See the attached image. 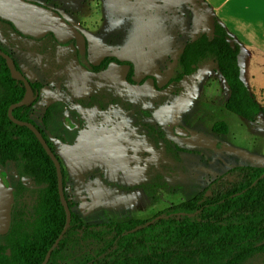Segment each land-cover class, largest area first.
Masks as SVG:
<instances>
[{
    "label": "rangeland",
    "instance_id": "rangeland-1",
    "mask_svg": "<svg viewBox=\"0 0 264 264\" xmlns=\"http://www.w3.org/2000/svg\"><path fill=\"white\" fill-rule=\"evenodd\" d=\"M28 1L69 18L86 36L94 64L115 56L135 66L137 85L126 82L127 67L115 64L91 74L79 65L74 44L27 39L0 22V49L41 86V101L31 109L38 126L44 129L38 110L43 114L46 103L60 99L95 128L97 136L90 130L74 147L46 135L62 163L72 213L85 225L149 220L191 200L235 167L264 168V116L249 123L226 110L228 87L215 64L168 84L184 44L211 31L212 16L202 2ZM250 62L242 57V78L264 107V68H251ZM218 122L226 123L228 134L213 132ZM176 127L189 135L178 136ZM100 248L95 241H75L61 264H79ZM243 264H264V255Z\"/></svg>",
    "mask_w": 264,
    "mask_h": 264
},
{
    "label": "trees",
    "instance_id": "trees-1",
    "mask_svg": "<svg viewBox=\"0 0 264 264\" xmlns=\"http://www.w3.org/2000/svg\"><path fill=\"white\" fill-rule=\"evenodd\" d=\"M0 22L21 35L11 23ZM49 36L60 46L74 43H61ZM227 39L234 41V49ZM240 52L241 44L213 16L211 31L200 32L185 44L168 84H179L213 63L228 87L226 110L255 123L264 116V107L242 79ZM77 60L93 74L107 72L113 64L127 67L126 82L137 85L132 61L108 56L94 64L88 52H77ZM153 81L157 82L155 78ZM23 95L21 82L11 78L0 56V169L6 183L15 189L11 230L0 235V264H42L66 225L54 163L34 133L8 117V108ZM28 109L17 108L13 115L26 121ZM69 120L72 126L67 125ZM43 124L52 138L70 146L85 129L79 112L62 101L49 106ZM213 132L226 135L228 126L218 122ZM26 197L34 200L33 205H28ZM75 241H95L101 246L79 264H243L250 257L264 255V168L235 167L191 200L149 220L85 225L72 213L71 225L47 264H61Z\"/></svg>",
    "mask_w": 264,
    "mask_h": 264
},
{
    "label": "water",
    "instance_id": "water-1",
    "mask_svg": "<svg viewBox=\"0 0 264 264\" xmlns=\"http://www.w3.org/2000/svg\"><path fill=\"white\" fill-rule=\"evenodd\" d=\"M0 19L11 23L15 29L23 36L43 39L49 34H53L56 40L61 43L70 41L75 42L76 50L80 55H85L88 51V41L86 36L73 24L68 22L59 12L52 8L36 4L28 0H0ZM227 42L234 49L235 43L231 39ZM0 56L5 60L8 69L14 78L22 80L26 85V94L24 98L17 104L9 109V117L13 123L19 126L28 127L39 139L46 153L54 163L58 177V190L61 204L66 214V225L47 253L46 259L42 264H47L52 251L57 248L65 233L69 229L72 220V211L69 207L68 200L66 199L64 186H63V171L60 160L56 157L48 143L36 129L35 126L18 121L12 115L14 108L22 107L32 103L35 99L33 90L28 81L22 76L16 67L15 61L10 55L0 49ZM175 132L180 137H187L189 133L181 128L176 127ZM15 204V189L11 185H6L2 178V170L0 169V235H7L12 226V210Z\"/></svg>",
    "mask_w": 264,
    "mask_h": 264
},
{
    "label": "crops",
    "instance_id": "crops-1",
    "mask_svg": "<svg viewBox=\"0 0 264 264\" xmlns=\"http://www.w3.org/2000/svg\"><path fill=\"white\" fill-rule=\"evenodd\" d=\"M120 2L129 3L131 6L140 4V0H120ZM202 2L209 9V14L212 17H218L241 44L239 64L242 57L245 56V62L248 59L251 61L249 64L251 68H264V0H202ZM51 8L55 9L52 6ZM65 19L71 22L69 18L65 17ZM184 46L180 49L179 54ZM173 49L174 46L169 51H173ZM245 76L250 75L245 73Z\"/></svg>",
    "mask_w": 264,
    "mask_h": 264
},
{
    "label": "flooded vegetation",
    "instance_id": "flooded-vegetation-1",
    "mask_svg": "<svg viewBox=\"0 0 264 264\" xmlns=\"http://www.w3.org/2000/svg\"><path fill=\"white\" fill-rule=\"evenodd\" d=\"M3 23V22H2ZM11 27V26H10ZM12 28V27H11ZM18 34V33H17ZM22 35V34H21ZM20 35V36H21ZM50 35V34H49ZM49 35H47L45 38H43L42 40H44V39H46V38H48V37H51V36H49ZM53 35V34H52ZM23 36V35H22ZM54 36V35H53ZM25 38V37H24ZM30 38V37H29ZM28 39V38H27ZM34 38H32L31 40H33ZM56 39V38H55ZM36 41H42L41 39H35ZM55 41V40H54ZM71 42V41H70ZM72 44H74L75 45V42L74 43H72ZM70 45V44H69ZM60 46V45H59ZM67 46V45H66ZM88 46V45H87ZM76 48V47H75ZM3 51V50H2ZM76 52H78L77 50H76ZM88 52V51H87ZM9 55V54H8ZM11 57H12V55H10ZM12 59L14 60V58L12 57ZM15 61V60H14ZM15 63H16V61H15ZM17 63H16V67H17ZM17 69H18V67H17ZM18 71L22 74V76L28 81V83L30 84V86H31V88H32V90H33V93H34V97H35V99H34V101L32 102V103H30V104H28V105H25V106H29V109H28V112H27V120L26 121H22V122H27V123H29V124H31V125H33V126H35L36 127V129L38 130V131H40V133L42 134V136L44 137V139L46 140V142L48 143V145H49V147L52 149V151L54 152V149H53V147H52V144L49 142V139H48V137L46 136V135H48L52 140H54V141H56V142H59V141H57L56 139H54V138H52L51 137V135L47 132V130L45 129V126H44V124H43V117H44V115H45V113H46V111H47V109L49 108V106L51 105V104H53L54 102H56V101H62V102H64L63 100H60V99H57V100H54V101H51V102H48V103H46L45 104V111H44V113L43 114H40V112H39V110H38V113H39V115L41 116V118H40V122H41V124L43 125V127H44V129H42L41 127H39L38 126V124H37V122H36V120L33 118V117H31V109L33 108V107H35L36 106V104L39 102V101H41L40 100V92H41V86H40V84H38V83H33V82H31V80L29 79V77H28V75L27 74H25L24 72H22L21 70H20V68L18 69ZM9 74H10V76H11V78L12 79H14V80H18V81H20L21 82V84H22V86H23V88H24V95H23V97L21 98V100L24 98V96H25V94H26V91H27V89H26V85H25V83L22 81V80H20V79H17V78H14L13 76H12V74H11V72H10V70H9ZM91 74H93V73H91ZM100 74V73H99ZM20 100V101H21ZM19 101V102H20ZM19 102H17V103H19ZM17 103H14V104H12L11 106H13V105H15V104H17ZM64 103H66V102H64ZM66 104H68V103H66ZM10 106V107H11ZM25 106H22V107H25ZM68 106L71 108V109H73V110H75V111H77V112H79V114L82 116V119L85 121V129L82 131V133H81V136H80V138L78 139V141H77V143L75 144V145H73V146H70V145H66V144H64V145H66V146H70V147H74V146H76L77 144H79V142H80V140L83 138V137H85L86 135H88V133H89V131L91 130V132L93 133V135H95L94 133H95V128H92L90 125L91 124H89L88 123V121L87 120H85L84 119V117H83V115H82V113H81V111L80 110H77V109H75V108H72L69 104H68ZM10 107L8 108V117H9V109H10ZM22 107H17V108H22ZM17 108H14V110L15 109H17ZM14 110H13V112H14ZM13 112H12V115H13ZM13 117L15 118V116L13 115ZM9 119H10V117H9ZM16 119V118H15ZM11 120V119H10ZM18 120V119H17ZM34 120H35V122H34ZM12 121V120H11ZM18 121H20V120H18ZM15 124V123H14ZM17 125V124H16ZM67 125L68 126H72L71 125V121L69 120L68 122H67ZM19 126V125H18ZM24 127H26V126H24ZM28 128V127H27ZM29 129V128H28ZM30 130V129H29ZM31 131V130H30ZM107 131V130H106ZM32 132V131H31ZM33 133V132H32ZM35 135V134H34ZM36 136V135H35ZM95 136H97V135H95ZM101 136H103V135H101ZM104 137L105 138H107V136H105L104 135ZM38 139V138H37ZM39 140V139H38ZM40 142V141H39ZM61 143V142H60ZM63 144V143H62ZM42 145V144H41ZM113 147H115L114 146V144L111 146V147H109L108 148V150L109 149H111V150H114V148ZM54 154H55V152H54ZM56 155V154H55ZM56 157H57V155H56ZM58 158V157H57ZM59 159V158H58ZM60 160V159H59ZM61 162V161H60ZM61 165H62V163H61ZM2 170V169H1ZM62 171H63V167H62ZM3 170H2V178H3V180H4V182H5V184L6 185H10V184H8V183H6V178H4L3 177ZM12 186V185H11ZM63 186H64V178H63ZM65 188V187H64ZM64 191H65V189H64ZM66 195V194H65ZM67 199V198H66ZM15 205V204H14ZM70 207V206H69ZM14 208V207H13ZM13 211V210H12ZM72 211V210H71ZM76 215V214H75ZM80 219V218H79ZM81 220V219H80Z\"/></svg>",
    "mask_w": 264,
    "mask_h": 264
}]
</instances>
